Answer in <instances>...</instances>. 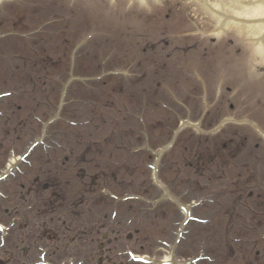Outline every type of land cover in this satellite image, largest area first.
Instances as JSON below:
<instances>
[{
  "label": "rangeland",
  "instance_id": "obj_1",
  "mask_svg": "<svg viewBox=\"0 0 264 264\" xmlns=\"http://www.w3.org/2000/svg\"><path fill=\"white\" fill-rule=\"evenodd\" d=\"M232 4L0 0V174L39 141L0 264H264V16Z\"/></svg>",
  "mask_w": 264,
  "mask_h": 264
},
{
  "label": "bare ground",
  "instance_id": "obj_2",
  "mask_svg": "<svg viewBox=\"0 0 264 264\" xmlns=\"http://www.w3.org/2000/svg\"><path fill=\"white\" fill-rule=\"evenodd\" d=\"M232 1H233L232 5L236 4L237 6L236 5L233 6V8L230 10V12H226L224 9L220 8L221 12L220 13H216L217 16H214V17L211 16L210 17L211 19H213V21H215L217 26L220 25L221 27H223V26L227 25V22H229L228 21L229 18L234 19V18H237V17L250 18V17H256V16L257 17L258 16H264V5H258V6H253L251 8H247V7H239L240 3H238V0H232ZM195 13H196L197 16L203 15V14H201V12L199 11L198 8L195 10ZM228 27L235 28L232 25H229ZM235 30H237V29H235ZM256 30H257L256 26L250 27L247 30V34L251 35Z\"/></svg>",
  "mask_w": 264,
  "mask_h": 264
}]
</instances>
